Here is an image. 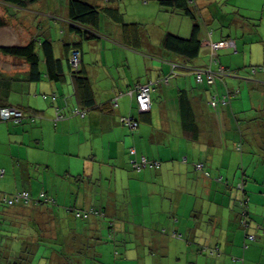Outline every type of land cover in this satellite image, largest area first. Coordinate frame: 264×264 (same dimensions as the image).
<instances>
[{
  "label": "crops",
  "instance_id": "crops-1",
  "mask_svg": "<svg viewBox=\"0 0 264 264\" xmlns=\"http://www.w3.org/2000/svg\"><path fill=\"white\" fill-rule=\"evenodd\" d=\"M88 1L100 6L114 4V2H105L104 0ZM56 2L57 0H43L29 10L20 11L5 5L0 0V14L5 15V11L8 9L10 22L7 28H11L15 34H18L17 42L13 40L16 45L28 43L40 31L43 37H48L54 42L56 57L64 59L66 56L64 44H78L81 52V69L86 72L91 82L95 105L85 109L86 116L84 118L77 114H71L72 110L81 108V106L75 95L66 64L64 67L67 69L66 81L63 84H55L46 79L37 84L24 80L15 84L16 79H24L28 65L21 59L0 54V62H2L0 64H4L6 67H0V106L26 109L29 111L27 115L36 114L39 116L35 122H29L27 119L20 125H13L11 131L9 130L10 123L0 121L2 123L0 125V147L5 154H12L15 149L14 144L20 145L18 151L22 150V145H25L26 147L30 146L28 149L33 152L40 150L44 153L37 160L30 161L28 159V173H25V179L22 178L26 181L24 188L31 190L35 196L42 189L50 188L56 191V187L60 188L64 183L68 188L72 184V191L64 192L59 189L58 193H55L56 197L59 199V195L62 194L63 199L70 201L71 198L72 203L75 200L77 203L84 202L85 204L80 206L85 208L102 207L107 218L116 219V210L108 203L107 199L102 198L101 201L96 199L98 195H94L93 191L88 188L86 193L81 196L78 188L74 190L78 185L75 183L76 180L74 182L69 179V175H62V177H57V175L62 171L68 172L70 175L79 174L82 167L90 165V161H87L86 158L91 155L92 151L100 153L102 160L107 155H110V160H115L116 157L113 158L115 154L125 156L128 160L127 150L134 147L138 154L161 162V166L158 170H144L135 173L132 172L124 159V163L119 164L124 166L126 172L131 171L130 173H132L127 175L133 179L129 186H149L150 189L164 188L163 196L159 197L155 194L150 196L160 205L155 212L151 208L146 210L147 217L151 214L152 218L157 221H152L150 217L147 218L148 227L143 230L144 239L148 241L146 243L143 239L145 246L153 244V247H160L165 239H168L166 237L175 239L172 237L173 232L180 236L183 234L181 231L185 230L186 226H184V221H180L179 208L181 204H184L185 210H187L186 232L189 238L187 244L195 241L199 244V247H189L196 252L195 257L193 256L194 264H264V120L259 124L260 127L244 131L246 122L258 121L255 119L257 115L264 119V100L257 101L250 95L247 105L239 102L236 106L234 100H231L218 112L207 107L209 91L224 92L222 81L229 89L242 88L244 93V82L248 79L244 77L246 76L244 69L246 70L247 66H264V47H262V58L248 65H241L228 56H226L228 60L220 59L223 65L231 66L238 73L235 72L233 75L223 77L222 80H217L215 88L210 90L207 88L206 91L202 86H193L189 71L194 67L208 65L210 62L208 57L210 40L217 41L220 37H225L226 32L213 35V33H209L206 25H202L200 33L202 49L199 58L192 61L191 64H186V67H177L175 74L169 77V85L164 81L165 85L159 86L152 94L150 122L142 121L136 110L134 114L128 113V116L139 117L141 125L147 127V131L141 128L140 137L132 139L134 146H129L126 152H116L117 145L123 142L118 132H113L112 124H114L115 117H111V115L117 113L120 123V117H123L122 111H115L120 107L122 101L124 104L129 102V108L132 110L135 103L130 95V90L136 84L154 79L158 75H170V66L166 61H178V59L163 50L161 39L167 31L175 34L183 32L185 35L182 36L187 37L189 30L186 23H180L177 20L172 22L169 14L161 11L154 0H122L116 2L117 5L114 4V6L116 5L123 13L124 21L142 24L146 28V30L141 29L140 44L135 46L128 44L122 36L120 26L108 17L102 18L99 29L102 37L91 41L83 40L69 33L68 22L65 19L67 12H65L66 10L60 11ZM213 5H215V0H197L198 9L200 11L207 10L206 20L214 21V17L217 16L220 19L217 20L218 23H225L223 14L218 13L219 7L215 8ZM210 7L214 10L210 11ZM257 12L255 15H258ZM263 22L264 19L261 18L260 25ZM16 23L20 30L14 26ZM181 26H183L182 29ZM259 38L253 39V41L259 46L264 45L261 34ZM261 40H263L262 43ZM235 45L238 53L237 40H235ZM207 57L208 59H206ZM17 64L24 66L16 68ZM253 79L247 81L248 92L264 95V72L255 75ZM9 83H13V86H10ZM187 84L189 92H187ZM181 91L185 92L186 98L187 95L190 98L194 119L199 128V132L196 134H187L181 125L182 111L178 104V96ZM52 93L58 96L54 104L41 98L42 94ZM114 100H117V103ZM253 108H256L257 114L253 113ZM155 115L158 122L157 127L154 126ZM247 119L248 121H246ZM16 128L20 129L18 134L15 133L17 132ZM221 128L226 137L224 147H219V145L223 146L219 138ZM28 130L30 133L27 137ZM161 132L164 134L161 135ZM235 143L236 145L240 144L241 149L238 150ZM218 150L219 152H217ZM235 151L247 154L238 159L235 158ZM258 153L263 155L256 158ZM216 154L217 158H215ZM58 159L61 164L59 167H55L54 163ZM18 160L20 159L18 158ZM35 163L40 164L41 168L39 166L30 167V164ZM197 164H203V171L196 169ZM45 166L47 168L44 169ZM109 166L112 165L95 168L97 170L95 171L97 175L93 177L96 178L95 181L100 180L97 177L103 178L105 172L109 176V172L117 168ZM50 171L52 176L57 177L56 180H61L59 181L61 185H54L56 180L51 182L52 176L46 174ZM33 177L36 180L32 179ZM40 178L44 182L43 184L40 183ZM27 180L29 181L27 182ZM92 180L94 183V179ZM224 180L227 186L226 194L229 193L227 201H225V195L223 196L215 186L219 183L223 187ZM238 182L242 183L244 191L247 193L246 196L244 194L242 196L238 189L231 188V185L237 187ZM13 184V180L5 181L4 188L8 186L12 189L10 192H14L17 189ZM98 185L102 186L101 183H94V189ZM177 187L181 188L180 194L175 191ZM218 195L221 197L218 198ZM209 198H212V201ZM165 200L169 207L164 206ZM217 200L220 201L217 203ZM238 200L241 202L248 200L249 224L246 229L247 234L255 236V240L249 243L247 249H242L245 234L240 226L238 213V204L240 203ZM206 203L211 205L210 210L206 208L207 217L204 216ZM224 206H227L228 209ZM215 208L217 211L213 210ZM28 212L29 210L24 212V215L30 217L31 213ZM155 213L158 217L154 216ZM164 214L167 215V218H164ZM9 215L15 216L13 212ZM211 217L215 221L209 223ZM160 226H166L162 231L165 230V233H169L170 236L161 235L157 231ZM153 227L156 228L153 231L160 235L152 232ZM216 247H219L220 254L210 255L211 250ZM143 263L144 261H142Z\"/></svg>",
  "mask_w": 264,
  "mask_h": 264
},
{
  "label": "trees",
  "instance_id": "trees-1",
  "mask_svg": "<svg viewBox=\"0 0 264 264\" xmlns=\"http://www.w3.org/2000/svg\"><path fill=\"white\" fill-rule=\"evenodd\" d=\"M3 3L7 6H11L20 11H26L34 7L36 4L40 3L43 0H2ZM105 2H121L122 0H104ZM160 7L161 11H164L165 14H176L180 13L188 17L191 22V31L187 37H181L172 32H166L161 39V47L167 53L175 56L178 61H166L170 66L171 73L170 75H158L154 79L145 80L143 83H138L134 86L130 95H132L133 101L135 103L134 107L136 112L140 115V118L144 122H150V112L151 104L148 112L140 113L136 104V95L138 91L136 90L138 86L147 85L149 87V98L150 103H152L153 98L152 94L157 90L161 85H165L164 81L169 83V77L174 75L177 67H186V64H191L192 61H195L199 58L200 52L202 49V41L200 39V33L202 30V25H206L209 33L219 34L223 31L226 32L225 37H220L219 40L213 41L210 40L211 44H217L219 42H232V46L222 47L216 49L214 52L209 47L208 57L211 61L208 65L204 67H194L191 69V78L193 86H202L207 91L211 88H215L217 80H222L223 77L233 75L238 73L234 68L228 65H223L220 61V56H228V54H234L237 52V47L235 45V36H248V34H257L260 20L264 16V9L261 10L260 20H258L256 11L251 14L252 10L243 9L239 6L232 7L229 4V0H215V8H218V13L223 14L225 18V23H218L217 20H220L217 16L214 17V21L206 20L205 9L200 11L197 6V0H154ZM114 4L112 6L105 5L100 6L96 5L88 0H67L66 2V11L68 22V31L70 34L79 37L80 39H85L88 41L102 37L99 33V29L102 23L103 17H108L113 20L122 30V36L127 41L128 44L133 46L139 45L141 42V29L146 30L144 25L138 23H127L124 21L123 13L118 9ZM230 8V9H228ZM210 11H213L210 7ZM204 11V12H203ZM258 13V12H257ZM8 9L5 11V15L0 14V29L7 28L10 22V15ZM252 15V16H250ZM9 16V17H8ZM15 17V14L13 15ZM12 16V17H13ZM250 16V17H249ZM218 18V19H217ZM15 20H17L15 18ZM19 21V20H18ZM23 25V24H22ZM213 26H217V29H212ZM263 36V33H261ZM78 44H64V51L66 53L65 58H58L55 55L54 42L48 37H43L41 32L31 38V40L24 45H1L0 54L7 57H14L23 60L28 65V71L24 79H16L14 82L20 83L23 80L29 83H39L44 79L55 84H63L66 81V68H68V73L70 75L71 81L74 86L75 95L81 106V108H75L71 111V114H77L82 118L86 116L85 109L92 108L95 105V96L94 91L91 85L89 78L84 70L81 69V52ZM227 49V50H226ZM78 54L79 65L74 69L71 65V56L73 53ZM225 52V53H224ZM215 53L216 58L212 59V54ZM221 53V55H220ZM68 54V56H67ZM220 67L224 69V75H218L215 77L213 83H209L206 79V75L201 73V78H198L200 71L202 72L206 69H210L213 72H217ZM198 71V72H197ZM245 78H248L247 81L254 80V76L264 72V66H247ZM167 78V79H164ZM245 81L244 85L248 86V82ZM166 84V85H167ZM224 92L218 93L216 91H209L207 98V107L214 112H218L222 107L226 106L235 98L238 94L237 88H228L227 85L221 82ZM10 86H13V83H9ZM169 85V84H168ZM12 89V87H11ZM187 92H189V85L187 84ZM178 104L182 111V120L181 125L186 130V133L189 135L196 134L199 132L197 123L195 122L194 111L190 102V98L185 92H179ZM123 94V93H121ZM41 98L45 101L51 102V104L56 103L58 96L55 93L52 94H42ZM255 99V98H254ZM224 100L226 103L222 105L221 102ZM117 103V100H114ZM211 102L215 103V106L211 105ZM1 108H13L22 112V114L27 115L29 111L26 109H21L12 106H0ZM253 113L257 114L256 108H253ZM63 115V114H62ZM36 114L30 115L28 118H22L19 121L13 118V120H6V123H12L13 125H20L27 119L29 122H35ZM257 117V118H256ZM254 122H246L244 131H248L252 128L254 130L256 127H260L259 124L263 122V117L257 115ZM121 117L120 123L122 126L126 127L128 130L132 131L137 129L140 124L139 117L129 116L130 121H126ZM128 118V117H126ZM242 120V119H241ZM0 121H3L0 118ZM248 121V119L246 120ZM136 126L133 127L132 124ZM183 129V130H184ZM241 143V141H240ZM238 150L241 149L240 144L237 145ZM24 151V150H23ZM25 154H28V151H24ZM94 151L90 158H86L87 161H90L88 167L84 166L81 168V172L77 175H70L68 172L62 171L63 175L68 176L69 179L77 183V187L74 190H79L81 196L84 195L87 188L91 191H96L94 189L93 177L97 175L95 173V168L97 167L96 157H98ZM128 160L127 164L131 168L132 172L140 173L144 170H158L161 166V162L150 160L145 155L138 154L134 147H130L127 150ZM2 155L0 154V162L2 161ZM58 159L55 163V167H59L61 161ZM27 166L28 159L22 160ZM24 164V163H23ZM22 164V165H23ZM37 163L33 164L36 167ZM96 164V167H94ZM203 164L202 170L203 171ZM7 167L3 166L0 163V264H33L27 257L28 253L39 252L42 250L50 251L46 257L45 255L41 257L39 264H56L53 261L59 259V264L62 262H70L71 264H78L79 260L82 264H90L91 259L88 258V254L94 253L95 251L99 257H103L102 250L100 245H104L105 242L111 241L114 244V236L117 233L115 223L112 219L107 223V225H102L100 220L106 217V212L102 207H90L85 208L80 205L85 203H77L76 200L74 203L72 201H67L63 198H57L56 194L52 193V189L46 188L40 190L35 196L32 194L31 190L24 188L21 190H12L8 186L4 188V180L7 178ZM47 168V166H45ZM198 170V169H197ZM33 172V171H32ZM27 173V171L25 172ZM99 173V171H98ZM103 173V171H102ZM113 173V171H112ZM1 174V173H0ZM110 174V173H109ZM101 175V174H100ZM62 177V176H59ZM23 178H26V175H23ZM134 178V177H132ZM32 179L36 180L35 177ZM29 180H27L28 182ZM38 181V180H37ZM100 181V180H99ZM51 187V186H50ZM74 187V186H73ZM97 187V186H96ZM103 187V186H100ZM107 187V186H106ZM64 192L72 191L70 188L64 187L61 188ZM240 191V190H239ZM63 192V194H64ZM21 193L27 194L26 197H22ZM242 193V191H241ZM243 196V195H242ZM242 198V197H241ZM241 200V199H240ZM71 202V203H70ZM238 204L241 208L239 211V221L240 226L244 230V241L242 249H247L249 243L255 240L254 235L247 234V226L243 227L242 222L245 221L249 223V213L247 210L248 200H244L245 204L238 200ZM20 207L31 209L30 217L24 215L26 210H20ZM14 213L15 216L9 214ZM23 212V214H22ZM30 213V212H28ZM33 213V214H32ZM37 213V215H35ZM9 215V216H8ZM114 219V218H113ZM52 220V221H48ZM56 222L48 228V225L51 222ZM53 222V223H54ZM104 230V231H103ZM106 230V232H105ZM165 231V230H163ZM246 232V233H245ZM177 233H172V237L179 239ZM181 237V236H180ZM253 237V238H252ZM126 242L121 243L120 246H123ZM25 245V247H24ZM118 246V245H117ZM32 250V251H31ZM99 250V251H98ZM30 251V252H29ZM27 254V255H26ZM219 247L211 250L210 255H219ZM53 255V256H52ZM48 256V257H47ZM54 258V260H53ZM62 259V260H61ZM127 259V258H126ZM25 261V262H24ZM233 261H235L233 259ZM58 264V263H57Z\"/></svg>",
  "mask_w": 264,
  "mask_h": 264
},
{
  "label": "rangeland",
  "instance_id": "rangeland-1",
  "mask_svg": "<svg viewBox=\"0 0 264 264\" xmlns=\"http://www.w3.org/2000/svg\"><path fill=\"white\" fill-rule=\"evenodd\" d=\"M66 2H67V0H57L56 4H57V7L60 8L59 9L60 11L66 10ZM228 3L231 4L232 7L239 6L240 8H243V9L252 10L251 12H247L249 14H251L254 11H258V16H257L258 20H260L261 10L264 9V1L263 0H254V2H253V0H229ZM1 9H2V11H4L2 6H1ZM228 9H230V8H228ZM170 18H171L172 22H173V20H177L180 23L181 22L186 23L187 29L189 30L187 36L190 34L192 22L188 17H186L180 13H176V14H171ZM262 18L264 19V16H262ZM260 22H261V20H260ZM14 26L17 27V30H20L18 27V23H16V25H14ZM182 28H183V26H181V29ZM215 28L217 29V26L212 27V29H215ZM177 31H179V30L177 29ZM259 31H260V34L262 32L264 34V22L262 23V25L259 26L257 34H253V33L250 34L249 33L248 36H245L243 38H241L240 36L238 37V36L233 35V38L238 41V50L239 51H238V53L236 52L234 54H232V53L228 54V57L232 58L236 62L238 61V63H240L241 65L242 64L248 65L251 63H255L254 61L261 59L263 56L262 47H264V45L259 46L253 41V39H260L259 38V35H260ZM177 35H179V36L181 35V37H182V35H185V34L183 32H177ZM17 37H18V34H15L11 30V28H1L0 29V45H16L13 42V40L17 42V40H16ZM262 39H264V36H262ZM262 42H263V40H261V43ZM210 46L212 47V45L209 44L208 48ZM220 55H221V53H220ZM228 57H226V56L223 57L221 55L220 59L228 60ZM71 58H73V56H71ZM206 59H208V57ZM210 61H211V59H210ZM230 61L233 63L232 60H230ZM0 63H2V62H0ZM232 63H231V65H232ZM23 66L24 65L17 64L16 68L23 67ZM0 67L6 68L4 64H0ZM240 71H242V69H240ZM164 79H167V78H164ZM244 88H245L244 93L242 91V88H238V94L233 99L236 106H238L239 102L241 104L247 105L248 98L250 95L252 97H254L257 101L261 102L264 100L263 94H254V93L250 94L248 92V87L245 86ZM142 93H143V91L141 92V94ZM134 108L135 107L133 106L132 110H130L129 102H126V104H124V102L122 101L120 104V107H118V109H116L115 112H117V110H121L123 117L129 118L128 113L130 112V113L134 114V112H135ZM233 108H235V107L233 106ZM8 112H10V111H8ZM8 115L11 116L9 118V120L12 121L14 116H12L11 114H8ZM81 115L82 114H80V117H81ZM28 117L29 116H26L25 114L22 116V118H24V119H26ZM111 117H115L114 124L111 123L113 132H118V134L121 136V140L123 142V143H119L117 145L116 150H115L116 152L117 151H125L126 152V150L129 146H134L135 144L132 142V139L133 138L136 139V138L140 137L141 128L143 130L147 131V127H145L144 125H141V123H140L139 128H137L131 132L126 127H123L119 123V121H118L119 116L117 113L111 115ZM154 119H155L154 126L157 127L156 124H158V122L156 119V115H155ZM3 121H6V120L3 119ZM13 121H15V120H13ZM115 121H116V123H115ZM1 124L2 123H0V125ZM12 126H13V124L10 123L9 124V130L11 129ZM29 130L26 133L27 137H28V134L30 133ZM16 131L17 132H15V133L18 134L20 129L16 128ZM20 134H21V132H20ZM163 134L164 133L161 132V135H163ZM219 138H220V143H223V146L219 145V147H224L226 144V137L224 136V132H223L222 128L220 130V137ZM61 139H64V138H61ZM184 142H182V143H184ZM235 142H237V141H235ZM15 143H17V142H15ZM235 145H236V143H235ZM14 147H15V149H13V152L11 155L8 153L5 154L3 149L0 147V154L1 155L5 154L0 163L3 166L7 167L6 168L7 169V178L4 181L7 182V181L13 180L14 188L17 190H21V189H23L24 185H26V181L22 180L23 175L25 174L26 171L28 173L26 164L21 160H24V159H29L30 161L37 160L38 158H40L41 155L43 156L44 153H43V151H40V150L33 152V151L28 149V148H30V146L26 147L25 145L24 146L22 145V150L28 151V154H25L24 151H22V150L18 151L17 150L18 148L20 149L19 144H14ZM171 147H172V145H171ZM217 152H219V150ZM246 154L247 153H245V152L239 153L237 151H235V153H234L235 158H238V159L240 158V156L245 157ZM94 155L98 156L95 158L97 161V167H96V164H94V167L99 168V167H103V165L104 166L105 165H112V166L117 167V168H114L113 173H112V170L109 172L110 173L109 176H107L108 173L105 172V176L103 178L97 177V179H100V181L99 180L95 181L96 178H93L95 184L101 183L103 186V187H100L98 185V187L95 188L96 191H94L93 194L98 195V197L96 199H98L100 201L102 200V198L107 199L108 203L110 205H112L114 207V209L116 210V212H115L116 213V219H113L111 217H110V219H112L114 222L116 221V223H115L116 228L115 229H116L117 233L115 234V236L113 238L114 244H111L113 242L110 239L109 241L105 242L104 245H100V249L102 250L103 257L102 256L99 257V255L97 253L100 254V252H97V251H95L94 253L90 252L87 255L88 258L90 257L91 259H93V262L91 260V261H89V263L90 264H142V261H144L145 264H150V262H151V264H194L195 261L193 260V258L195 257L196 252L194 250H191V248L199 247V244L197 241H195L191 244H187V241L189 240V238L187 237V232H186L187 231V229H186L187 228V210H185L186 209L185 205L181 204L180 208H179L180 209L179 217L181 219L180 221H184V224H185L184 226H186L185 230L181 231L183 233L181 235V237L177 236L178 238H181V239H176V238L172 239L170 237H166V238H168V239H165L166 243L164 242L163 244H161L160 247L159 246L153 247V244H147V246H145L144 242H143V239H144L143 230H144V228L148 227L147 218L150 217V219L152 221H155L154 218H152L151 214L148 215V217H147L146 210H149V208H151L153 210V212H155V211H157V209L160 205L159 203L156 202L155 199L151 198L150 196L152 194H155L159 197L163 196L164 195V188L160 187L159 189L158 188L150 189L149 186L140 187V186H136V185H135V187H131V186H129V184H131V181L133 179H131L129 176H127L128 174H132V173H130L131 171L126 172L124 166L119 164V163L123 164L124 159H125V161H127L125 156H118L117 154H115V156H113V158L116 157V159H117V164H116V159L110 160V155L105 156V159H103L104 161L102 160V156L100 153H96ZM261 155H263V154L258 153L256 158L260 157ZM18 158L20 160H18ZM215 158H217V154L215 155ZM105 163H107V164H105ZM36 165L41 168L40 164H36ZM112 166H109V167H112ZM30 167H36V166L33 164H30ZM44 169H45V167H44ZM31 173H32V170H31ZM46 174L52 176L51 171L47 172ZM62 175H63V172L58 174L57 177L62 176ZM57 177L52 176L53 180L51 182H54L57 179ZM59 181H61V180H56L54 182V185H61V183ZM40 183L41 184L44 183L43 181H41V178H40ZM222 183H223V187L219 183H217V185H215V186H217L216 189L221 191L223 196L225 195V201H227L228 197H229V193L226 194L225 188L227 186H226L225 180ZM236 185L238 187H239V185H241L243 187L242 183H240V182H238ZM61 186L62 187H60V188L56 187V191H52V193L53 194L58 193L59 189L64 188V187H68L66 183H64V185H61ZM232 187H233V189H237L236 186L231 185V188ZM175 191L177 194H180L181 188L177 187L175 189ZM214 194L216 195L215 192H214ZM59 197L63 198V195L61 194V195H59ZM220 197L221 196L218 195V198H220ZM149 198H151V199L149 200ZM161 200H162V198H161ZM209 200L212 201V198H209ZM70 201H71V198H70ZM218 201H220V200H217V203H218ZM164 206L169 207V204L167 201L165 202ZM210 207H211L210 204H208V203L205 204L204 216H206V217L208 216L206 213V208L208 210H210ZM224 207L227 208V206H224ZM238 208H239V211L241 212V208L240 207H238ZM235 209H236V207L234 208V211H235ZM20 210H26V211L29 210V212H30L31 209L20 207ZM213 210L217 211V208H215ZM154 216L158 217V215H156V213L154 214ZM163 216H164V218H167L166 214H164ZM110 219H109V217L108 218L105 217L104 219L100 220V222L102 225H107V223L109 221H111ZM48 221H52V220H48ZM213 221H215V219H213V217H211L209 223H211ZM53 222H51L48 225V228L56 223V222H54V223ZM248 224H249L248 222H246V223H245V221L242 222L243 227H246ZM163 227H166V226L158 227L157 231L161 235L170 236L169 233H165V231H162ZM154 229H156V228L153 227L152 232H154L153 231ZM105 232H106V230H105ZM158 232H154V233H157L158 235H160ZM173 234H174V232H173ZM144 241H146V243L148 242L145 239H144ZM123 242H126L125 245L120 246L121 243H123ZM24 247H25V245H24ZM145 247H146V249H145ZM189 247H191V248H189ZM33 251H34V249H33ZM33 251H32V253H28V255L26 254L27 257L29 258V260L33 264H39L41 257L44 256V253H46V255H47L50 252L48 250H44L42 252V250H41L39 252H35V254L33 255ZM46 255H45V257H46ZM53 260H54V258H53ZM53 262L56 264L60 263L59 259L57 261H53ZM62 263L63 264H71L70 262H64V261ZM41 264H44V262ZM78 264H82V262L79 260ZM84 264H86V263H84Z\"/></svg>",
  "mask_w": 264,
  "mask_h": 264
},
{
  "label": "built area",
  "instance_id": "built-area-1",
  "mask_svg": "<svg viewBox=\"0 0 264 264\" xmlns=\"http://www.w3.org/2000/svg\"><path fill=\"white\" fill-rule=\"evenodd\" d=\"M210 44V43H209ZM212 47H211V50L214 52L216 49H219V48H222V47H229V46H232V42H219L217 44H211ZM73 58H71V65L72 67L75 69L77 67V65H79V58H78V54L75 52L73 53ZM212 59H215L216 58V55L215 53L212 54ZM200 71V72H198ZM197 72L199 73L198 75V78L200 79L201 78V73H204L206 75V79L209 83H213L214 82V79L216 76L218 75H224V69L223 67H220L218 69L217 72H213L212 70L210 69H206L202 72V70H198ZM138 91V94L136 95V104H137V107H138V111L139 112H148L149 109H150V98H149V87L147 85H143V86H138L137 89ZM143 91V93L141 94V92ZM141 94V95H140ZM138 96V97H137ZM138 99V100H137ZM222 105H225L226 103L224 102V100H222L221 102ZM211 105L212 106H215V103L214 102H211ZM10 111V112H8ZM8 114H11L12 116H14V119H16L15 121H19L23 114L21 111L17 110V109H13V108H1L0 109V118L3 120H9V118L11 116H9ZM83 116V115H82ZM124 120L126 121H130L131 118H123ZM133 127H135L136 125L133 123L132 124ZM196 169L200 170L202 169V164H197L196 165ZM2 172L3 171H0V175H2ZM206 175H208V173H205ZM239 188L242 189V186L239 185ZM22 197H26L27 194L25 193H21ZM245 204V202H242V204ZM253 238V237H252Z\"/></svg>",
  "mask_w": 264,
  "mask_h": 264
},
{
  "label": "water",
  "instance_id": "water-1",
  "mask_svg": "<svg viewBox=\"0 0 264 264\" xmlns=\"http://www.w3.org/2000/svg\"><path fill=\"white\" fill-rule=\"evenodd\" d=\"M142 113V112H140ZM238 190L242 191V195L244 194L246 196V192L244 191V187H242V189H240L238 186L236 187ZM248 199V198H247Z\"/></svg>",
  "mask_w": 264,
  "mask_h": 264
}]
</instances>
